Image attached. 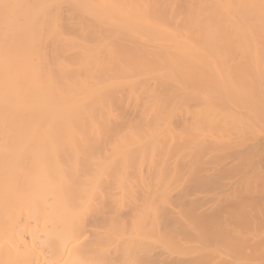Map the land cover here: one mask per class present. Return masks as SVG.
I'll list each match as a JSON object with an SVG mask.
<instances>
[{
    "label": "bare ground",
    "instance_id": "obj_1",
    "mask_svg": "<svg viewBox=\"0 0 264 264\" xmlns=\"http://www.w3.org/2000/svg\"><path fill=\"white\" fill-rule=\"evenodd\" d=\"M0 264H264V0H0Z\"/></svg>",
    "mask_w": 264,
    "mask_h": 264
}]
</instances>
